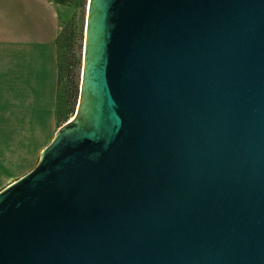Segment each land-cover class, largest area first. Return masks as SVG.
<instances>
[{
	"label": "water",
	"instance_id": "95a60500",
	"mask_svg": "<svg viewBox=\"0 0 264 264\" xmlns=\"http://www.w3.org/2000/svg\"><path fill=\"white\" fill-rule=\"evenodd\" d=\"M83 115L0 191V264H264V0H92Z\"/></svg>",
	"mask_w": 264,
	"mask_h": 264
},
{
	"label": "crops",
	"instance_id": "0c3cea01",
	"mask_svg": "<svg viewBox=\"0 0 264 264\" xmlns=\"http://www.w3.org/2000/svg\"><path fill=\"white\" fill-rule=\"evenodd\" d=\"M60 23L56 0H0V191L55 128Z\"/></svg>",
	"mask_w": 264,
	"mask_h": 264
},
{
	"label": "rangeland",
	"instance_id": "374dc122",
	"mask_svg": "<svg viewBox=\"0 0 264 264\" xmlns=\"http://www.w3.org/2000/svg\"><path fill=\"white\" fill-rule=\"evenodd\" d=\"M56 3L61 23L56 39L60 67L55 128L48 137H34L30 158L25 162L24 167H16L15 175L28 173L37 167L45 150L44 147L50 144L65 127L72 128L84 111L82 108L86 101L84 87L87 80L92 0H56Z\"/></svg>",
	"mask_w": 264,
	"mask_h": 264
}]
</instances>
